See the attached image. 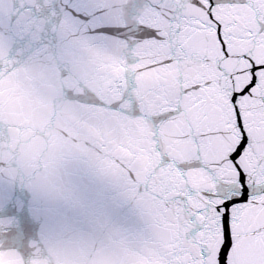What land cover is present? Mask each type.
Returning <instances> with one entry per match:
<instances>
[{
	"label": "snow or ice",
	"instance_id": "obj_1",
	"mask_svg": "<svg viewBox=\"0 0 264 264\" xmlns=\"http://www.w3.org/2000/svg\"><path fill=\"white\" fill-rule=\"evenodd\" d=\"M75 41L110 95L95 106L139 132L126 171L154 230L150 264H264V0H19L0 45ZM3 64H0V70ZM47 222L0 172V252L25 259Z\"/></svg>",
	"mask_w": 264,
	"mask_h": 264
},
{
	"label": "water",
	"instance_id": "obj_2",
	"mask_svg": "<svg viewBox=\"0 0 264 264\" xmlns=\"http://www.w3.org/2000/svg\"><path fill=\"white\" fill-rule=\"evenodd\" d=\"M13 49L0 45V154L15 177L16 162L23 158L29 165L28 155L34 156L28 169L39 172L37 198L65 212L55 264H150L155 231L136 227L126 215L133 210L146 218L126 171L139 132L119 114L95 106L94 95H110L96 54L75 41L51 48L49 63L17 106L11 100ZM24 104L29 113L17 118L30 125L20 131L8 121Z\"/></svg>",
	"mask_w": 264,
	"mask_h": 264
}]
</instances>
